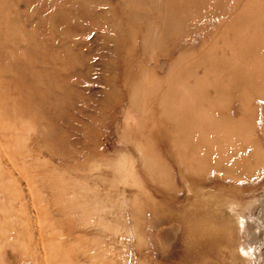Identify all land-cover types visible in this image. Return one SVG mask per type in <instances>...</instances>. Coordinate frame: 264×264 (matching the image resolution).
I'll return each mask as SVG.
<instances>
[{
    "label": "rangeland",
    "instance_id": "obj_1",
    "mask_svg": "<svg viewBox=\"0 0 264 264\" xmlns=\"http://www.w3.org/2000/svg\"><path fill=\"white\" fill-rule=\"evenodd\" d=\"M263 206L264 0H0V264H264Z\"/></svg>",
    "mask_w": 264,
    "mask_h": 264
},
{
    "label": "bare ground",
    "instance_id": "obj_2",
    "mask_svg": "<svg viewBox=\"0 0 264 264\" xmlns=\"http://www.w3.org/2000/svg\"><path fill=\"white\" fill-rule=\"evenodd\" d=\"M51 23H52V22H51ZM180 177H181V176H180ZM263 208H264V206H263ZM262 210L264 211V209H262ZM260 212H261V211H260ZM257 216H258V215H257ZM235 218H236V217H235ZM252 219H253V218H252ZM227 220H228V219H227ZM227 220H226V221H227ZM234 220H235V222L237 223V220H236V219H234ZM238 221H239V219H238ZM251 221H253V220H250V222H251ZM229 222H230V221H229ZM249 225H250V224H249ZM233 226H234V225H233ZM233 226H232V227H233ZM250 226H251V225H250ZM235 227H237V226L235 225ZM248 228H249V227H248ZM235 229H236V228H235ZM237 230H238V229H237ZM240 231H241V230H240ZM236 232H237V231H236ZM250 234H251V232H250ZM253 234H254V233H253ZM254 240H256V238H254L253 241H254ZM253 244H254V243H253ZM249 250H250V249H249ZM252 250H253V249H252ZM253 255H254V254H253ZM254 256H256V255H254Z\"/></svg>",
    "mask_w": 264,
    "mask_h": 264
}]
</instances>
